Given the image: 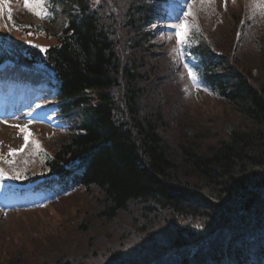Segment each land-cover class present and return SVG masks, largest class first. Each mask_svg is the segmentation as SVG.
<instances>
[{
  "label": "trees",
  "instance_id": "16d2710c",
  "mask_svg": "<svg viewBox=\"0 0 264 264\" xmlns=\"http://www.w3.org/2000/svg\"><path fill=\"white\" fill-rule=\"evenodd\" d=\"M155 2L48 0V13L57 14L53 21L11 5L12 39L6 42L0 29V62L15 60L18 77L29 72L55 81L59 114L71 119L72 128L62 139H42L34 155L27 144L6 168L14 176L29 173L30 165L60 174L64 165L79 164L80 184L57 209L67 200L95 194L97 220L118 224L126 215L134 228L130 236L139 241L128 247V255L135 256L141 241L146 244L133 262L152 263L167 246L181 257L195 254L188 252L192 248L206 250L205 256L214 252V264H252L243 243L226 256L218 250L225 235L213 236L244 226L264 235V77H256L246 54L258 48L264 57V28L254 38L245 33L246 25L233 58L212 52L209 42L215 35L201 20L196 31L204 42L198 49L200 74L210 99L229 106L245 124L213 141L204 142L202 131H196L170 142L176 110L167 108L172 96L164 97L162 85L177 88L178 77L168 63L166 69L160 64L164 55L150 50L146 29ZM241 14L234 18L235 29ZM41 47L47 50L44 65L33 59L42 58ZM89 228L81 223L82 231ZM130 236L111 238L118 242L116 253ZM262 246L264 241L256 250Z\"/></svg>",
  "mask_w": 264,
  "mask_h": 264
},
{
  "label": "rangeland",
  "instance_id": "374dc122",
  "mask_svg": "<svg viewBox=\"0 0 264 264\" xmlns=\"http://www.w3.org/2000/svg\"><path fill=\"white\" fill-rule=\"evenodd\" d=\"M16 1L17 4L25 5L23 0ZM221 1L223 0H208L209 23H217L218 18L216 15L224 8ZM246 1L250 8L262 10L261 13L264 14V7L260 6L264 4V0ZM0 3L3 4V0H0ZM244 5L245 0H230L228 12L224 14L227 17L225 22H219L220 26L211 30L215 35L214 43L217 42L216 50L224 51L233 58L236 56V51L233 49L237 28L235 29L232 24H234L235 16L243 11ZM112 11L116 12L114 9ZM260 38L261 41L263 40L261 43L264 45V31H262ZM164 39L166 37L162 32L159 31L155 34L152 41L153 45H150L152 53L156 52L159 55H164V50L168 45L164 43ZM171 45L173 46L174 42ZM257 49L256 51L255 49H246V54L249 53L247 57L251 59L249 62L256 77H264V57L259 53L261 50ZM242 54L243 52L240 53V58H242ZM160 64H164L163 68L166 69L165 57H161ZM183 82L185 81L183 80ZM162 92L164 97L168 93L171 94L172 103L170 100L165 102L168 109L176 110V115L173 117L175 122L172 123L174 130L170 142L177 141L186 133L193 137L196 131H202L204 142L206 140L213 141L215 138L225 137L237 126L245 124L244 117L231 112V108L222 105V102L213 101L208 97L199 100L195 97L184 98L176 86H172L169 82L162 85ZM7 123V125L0 126V140L3 138L2 134L7 135V148L16 149L22 144L23 140L20 136L12 137L9 135H13L14 130H17L23 136L24 132L21 131L23 127H20L15 121ZM94 197H96L95 194H84L81 198L73 199V201L71 199L67 200L59 209L51 207L48 211L9 215L6 218L0 217V264L137 263L133 261L146 250V244L141 241L142 245L141 243L137 244L135 256L128 255L130 253L128 247L134 248L136 243L139 242L137 238L130 236V231L134 229L133 223H129L126 215L121 214V221L118 224H103L96 218V211L99 209L96 208ZM98 198L100 197L98 196ZM137 215H140V213H137ZM85 221L90 225L88 232L81 230V223ZM124 235L130 236V240H125L123 242L124 249L121 248L122 250L116 253L115 246L118 242L112 241L111 238L118 239L119 236ZM123 250L125 252H122ZM80 257L84 260L80 261ZM142 263L149 262L142 261Z\"/></svg>",
  "mask_w": 264,
  "mask_h": 264
},
{
  "label": "snow or ice",
  "instance_id": "6c2138e0",
  "mask_svg": "<svg viewBox=\"0 0 264 264\" xmlns=\"http://www.w3.org/2000/svg\"><path fill=\"white\" fill-rule=\"evenodd\" d=\"M5 6L7 7V15L9 21L12 20V13H11V6L7 4V0H3V4H0V14L3 13ZM261 7H264V4L260 5ZM25 7L28 8L29 11L32 12L33 15L37 16L38 18H45L49 13H48V4L45 3V0H35L34 3L28 4L27 0L25 2ZM185 16L188 15H193L191 12V5H189V11L184 13ZM175 29V36L177 39V45L179 47H182L188 39L189 32L191 31V26L188 25L186 22H181L173 25ZM41 51H47L46 49H41ZM188 75L189 77L195 81L196 80V75L192 72V70L189 68L188 70ZM21 131L24 132L26 131V128H21ZM25 140L27 142V137H25ZM12 154V153H10ZM0 175H3L2 172H0ZM12 178H18V176H14Z\"/></svg>",
  "mask_w": 264,
  "mask_h": 264
},
{
  "label": "water",
  "instance_id": "95a60500",
  "mask_svg": "<svg viewBox=\"0 0 264 264\" xmlns=\"http://www.w3.org/2000/svg\"><path fill=\"white\" fill-rule=\"evenodd\" d=\"M247 206H249V205H247Z\"/></svg>",
  "mask_w": 264,
  "mask_h": 264
}]
</instances>
